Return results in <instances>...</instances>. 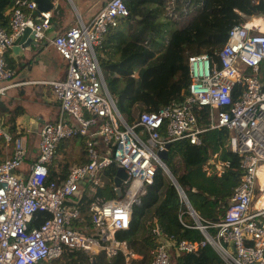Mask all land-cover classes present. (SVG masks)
Returning <instances> with one entry per match:
<instances>
[{
    "label": "built area",
    "instance_id": "1",
    "mask_svg": "<svg viewBox=\"0 0 264 264\" xmlns=\"http://www.w3.org/2000/svg\"><path fill=\"white\" fill-rule=\"evenodd\" d=\"M50 16V11L38 10L35 0L15 1L8 25L0 26V81L11 73L6 51L26 28L36 39L42 38ZM127 16L124 0H107L90 21L79 18L52 38L56 52L67 62L65 77L48 82L61 116L41 125L38 152L27 174L20 169L27 155L25 137L17 130L13 138L0 122V139L13 148L12 155L0 161V264L48 262L64 250H81L89 258L103 251L109 260L119 251L131 254L116 233L128 228L132 205L140 203L157 169L167 173L158 152L182 139L200 145L201 133L215 128L228 131L227 147L238 156L242 169L239 183L221 214L209 220L190 206L184 189L172 182L185 206L180 221L198 229L203 238L175 241L156 226L158 244L150 264H173L170 249L177 254L196 253L205 246L215 251L222 264H264V29L254 21L259 18L264 24V15L232 25L218 50L190 55L189 83L182 99L156 111H142L132 125L117 109L97 57L106 32ZM202 108L208 120L205 126L199 124L197 111ZM81 136L87 162L72 164L64 179L49 180L60 142ZM97 139L105 144L104 152L94 146ZM216 155L209 154L210 158ZM113 163L127 174L121 183L124 194L103 200L96 192L103 185V170ZM222 165L215 164L217 174ZM203 167L213 172L208 163ZM83 192L95 195L86 210L88 220L77 205ZM43 212L48 216L35 225ZM183 215L193 223H186Z\"/></svg>",
    "mask_w": 264,
    "mask_h": 264
},
{
    "label": "trees",
    "instance_id": "2",
    "mask_svg": "<svg viewBox=\"0 0 264 264\" xmlns=\"http://www.w3.org/2000/svg\"><path fill=\"white\" fill-rule=\"evenodd\" d=\"M15 1L0 0V26L8 25ZM124 2L129 16L106 32L101 46L97 48V57L107 89L129 125L137 121L142 111H156L182 99V90L189 83L187 62L190 55L218 50L232 25L245 21L250 15H264V0ZM162 13L165 16L163 20L158 18ZM197 112L199 124L207 125L206 109ZM13 122V117H10L4 124L15 138L17 134ZM200 139V145L191 144L187 139L172 142L164 162L184 189L193 209L202 218L210 220L215 219L226 206L227 198L239 183L242 169L238 156L227 147V129H207L201 133ZM81 142L85 147L84 137H81ZM10 147L0 139V161ZM211 152L217 153L215 158H210ZM217 162H223L219 174L215 169ZM207 163L213 172L203 170ZM69 167V161L64 158L60 161L59 172L49 168L48 179H64ZM116 169L113 163L101 174L103 185L96 195L103 200L118 197L113 189ZM123 194L121 192L120 197ZM94 196L83 192L77 203L87 220L86 210ZM184 209L175 186L161 169H157L152 183L146 185L140 195V203L132 205L128 228L116 233V238L126 243L131 254L119 251L109 260L103 251L89 258L81 250H64L60 257L37 264H150L158 244L156 226L163 235L175 241H199L203 238L198 229L186 227L180 221V211ZM47 216L44 212L39 213L35 225ZM182 217L186 223H193L188 216ZM171 259L173 264H222L209 246L200 248L196 253L171 255Z\"/></svg>",
    "mask_w": 264,
    "mask_h": 264
},
{
    "label": "crops",
    "instance_id": "3",
    "mask_svg": "<svg viewBox=\"0 0 264 264\" xmlns=\"http://www.w3.org/2000/svg\"><path fill=\"white\" fill-rule=\"evenodd\" d=\"M106 1L53 0V7L49 10L50 27L44 36L36 39V44L22 48L18 53L12 49L6 51L5 60L11 73L7 79L0 81V87L5 86L3 91H0V122L4 123L13 117L16 131L19 130L25 137L27 155L23 164L29 165L37 155L41 125L44 122H56L61 116L59 103L54 98L48 82L65 77L67 62L56 52L52 38L69 26L75 25L79 18L83 22L90 21ZM256 23L261 25V30L264 29L263 23ZM81 137L60 142L51 166L53 171H60V161L65 157L69 158L70 166L87 161L86 149L82 145ZM6 145L11 146V144ZM94 146L99 152L105 151V144L101 140L94 141ZM12 152L11 146L5 151L4 158L11 156ZM259 177L260 184L263 181V172ZM119 198L121 197L115 199ZM170 252L174 257L178 255L172 249Z\"/></svg>",
    "mask_w": 264,
    "mask_h": 264
},
{
    "label": "water",
    "instance_id": "4",
    "mask_svg": "<svg viewBox=\"0 0 264 264\" xmlns=\"http://www.w3.org/2000/svg\"><path fill=\"white\" fill-rule=\"evenodd\" d=\"M37 3V8L40 11H49L53 7V0H35ZM262 13H258L255 15L247 16V18H252L253 16H262ZM36 38L34 37L33 33L30 31V28H26L22 35H20L16 40L15 44L12 46V51L18 53L21 51L22 48H27L31 44H36ZM171 143L166 145V148L161 152H158L159 158L163 161L164 167L166 168V175L173 182L176 186H180L175 177L171 174L170 170L168 169L167 165L165 164V159L168 154V148ZM127 174L122 167H117L115 176L113 177V184L115 186V191L117 196H121V183L123 179H126ZM191 206V205H190ZM192 207V206H191Z\"/></svg>",
    "mask_w": 264,
    "mask_h": 264
},
{
    "label": "rangeland",
    "instance_id": "5",
    "mask_svg": "<svg viewBox=\"0 0 264 264\" xmlns=\"http://www.w3.org/2000/svg\"><path fill=\"white\" fill-rule=\"evenodd\" d=\"M155 11H156V9H155ZM156 12H158V11H156ZM158 15H159V14H158ZM158 18L161 19V20H163V19H165V16H164L163 13H162V14L160 15V17H158ZM133 75H134V74H133ZM65 160L70 161L68 157H65ZM20 169H21L25 174H27V172H28V165L23 164V165L21 166ZM203 170H204V167H203ZM254 201H255V202L258 201L257 196L255 197Z\"/></svg>",
    "mask_w": 264,
    "mask_h": 264
},
{
    "label": "bare ground",
    "instance_id": "6",
    "mask_svg": "<svg viewBox=\"0 0 264 264\" xmlns=\"http://www.w3.org/2000/svg\"><path fill=\"white\" fill-rule=\"evenodd\" d=\"M254 21H255V22L262 23L261 19H259V18H255V20H254Z\"/></svg>",
    "mask_w": 264,
    "mask_h": 264
}]
</instances>
